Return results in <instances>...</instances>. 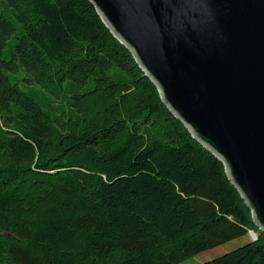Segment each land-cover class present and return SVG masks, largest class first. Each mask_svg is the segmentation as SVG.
<instances>
[{
  "label": "trees",
  "instance_id": "obj_1",
  "mask_svg": "<svg viewBox=\"0 0 264 264\" xmlns=\"http://www.w3.org/2000/svg\"><path fill=\"white\" fill-rule=\"evenodd\" d=\"M264 264V233L89 0H0V264Z\"/></svg>",
  "mask_w": 264,
  "mask_h": 264
},
{
  "label": "water",
  "instance_id": "obj_2",
  "mask_svg": "<svg viewBox=\"0 0 264 264\" xmlns=\"http://www.w3.org/2000/svg\"><path fill=\"white\" fill-rule=\"evenodd\" d=\"M89 1L264 233V0Z\"/></svg>",
  "mask_w": 264,
  "mask_h": 264
},
{
  "label": "rangeland",
  "instance_id": "obj_3",
  "mask_svg": "<svg viewBox=\"0 0 264 264\" xmlns=\"http://www.w3.org/2000/svg\"><path fill=\"white\" fill-rule=\"evenodd\" d=\"M255 237L258 239L257 234H255ZM254 239L255 238H253L252 234L250 233L247 237L229 242V243L222 245L220 247H217L213 250L202 253V254L194 257V258L187 260L183 264H202L205 262L212 261L216 258H219L225 254H228V253L248 244L250 241H253Z\"/></svg>",
  "mask_w": 264,
  "mask_h": 264
},
{
  "label": "built area",
  "instance_id": "obj_4",
  "mask_svg": "<svg viewBox=\"0 0 264 264\" xmlns=\"http://www.w3.org/2000/svg\"><path fill=\"white\" fill-rule=\"evenodd\" d=\"M251 234H252V237H253V238H256L255 235H254L253 233H251Z\"/></svg>",
  "mask_w": 264,
  "mask_h": 264
}]
</instances>
